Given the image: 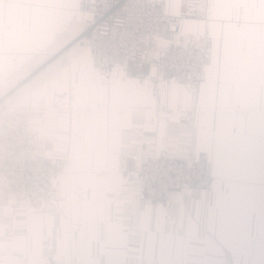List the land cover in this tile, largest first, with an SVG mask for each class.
I'll return each mask as SVG.
<instances>
[{
  "label": "crops",
  "instance_id": "obj_1",
  "mask_svg": "<svg viewBox=\"0 0 264 264\" xmlns=\"http://www.w3.org/2000/svg\"><path fill=\"white\" fill-rule=\"evenodd\" d=\"M174 15L182 0H159ZM78 0H0V97L27 115L56 172L43 208L0 177V264H264V0H208L178 34L133 42L207 48L201 80L100 73L78 40ZM206 159L212 188L144 199L146 160Z\"/></svg>",
  "mask_w": 264,
  "mask_h": 264
},
{
  "label": "built area",
  "instance_id": "obj_2",
  "mask_svg": "<svg viewBox=\"0 0 264 264\" xmlns=\"http://www.w3.org/2000/svg\"><path fill=\"white\" fill-rule=\"evenodd\" d=\"M207 7L208 0H182L179 11L167 15L161 12L159 0H78V12L89 17L77 39L86 42L88 58L102 74L120 65L126 77L149 79L170 72L194 86L207 64V48L173 42L165 52L148 57L145 49L132 43L149 42L163 32L171 38L184 18L205 14ZM34 141L27 115L0 97V177L23 206L39 210L43 193L53 188L56 172L33 153ZM134 179L141 181L144 199L153 204L165 202L170 190L210 189L213 183L207 160L169 156L143 162L127 174L128 181Z\"/></svg>",
  "mask_w": 264,
  "mask_h": 264
},
{
  "label": "rangeland",
  "instance_id": "obj_3",
  "mask_svg": "<svg viewBox=\"0 0 264 264\" xmlns=\"http://www.w3.org/2000/svg\"><path fill=\"white\" fill-rule=\"evenodd\" d=\"M191 46V45H190ZM163 156H169V155H163ZM162 157V156H161ZM169 157H173V156H169ZM154 158H156V157H154ZM174 158H177V157H174ZM150 159H152V158H150ZM149 160V159H148ZM184 160H188V159H184ZM206 160V159H205ZM147 161V160H146ZM208 161V160H207ZM210 164V163H209ZM135 171V170H134ZM133 171V172H134ZM210 171H211V169H210ZM212 175V174H211ZM2 179V178H1ZM3 181V180H2ZM4 183V182H3ZM5 185V184H4ZM6 187V186H5ZM211 188H212V186H211ZM210 188V189H211ZM196 189H198V188H196ZM210 189H198V190H205V191H208V190H210ZM174 190H176V189H174ZM171 191V190H170ZM165 203H167V199L165 200V202L163 201V202H160V203H158V204H165Z\"/></svg>",
  "mask_w": 264,
  "mask_h": 264
}]
</instances>
